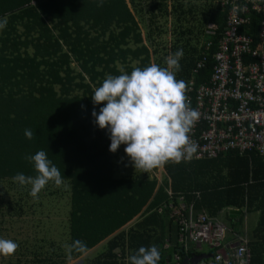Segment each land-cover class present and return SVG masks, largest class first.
<instances>
[{"label":"trees","instance_id":"trees-1","mask_svg":"<svg viewBox=\"0 0 264 264\" xmlns=\"http://www.w3.org/2000/svg\"><path fill=\"white\" fill-rule=\"evenodd\" d=\"M140 1L129 0L137 14L144 11ZM10 2L0 0V19L7 20L6 28L0 30V238L14 240L19 248L9 258L1 256L3 264H69L80 259L82 264H130L129 257L141 246L151 245L161 252L159 264H174V255L181 264L202 253L190 246L184 253L177 243V220L187 217L190 207L191 215L203 212L213 219L227 208L234 216L258 212L257 241L252 239L247 249L250 264H264V155L229 151L212 158L170 162L161 167L158 179L156 173L131 172L134 167L126 166L125 145L110 152V134L92 116L103 105H94L91 96L107 75L130 74L152 63L166 67V57L181 48L184 55L176 78L187 85L192 80L196 86L208 83L227 8L219 0H154L145 11L148 18L142 20L149 28L143 40L140 23L126 0H103L102 7L97 6L99 0H47L46 17L51 24L43 22V15L29 21L24 16L30 9L12 13L16 10L6 5ZM157 14L169 18L172 31L166 36L164 29L159 30ZM263 19L250 14L244 33L253 36L255 43ZM164 36L167 42L162 47ZM205 57L204 67L197 70ZM25 129L32 130L34 139L25 137ZM39 150L60 170L64 184L56 187L49 182L39 199H33L31 186H21L13 177L36 175L24 157ZM122 165L124 171H120ZM67 196L66 220H59L62 227L56 230L60 238L47 240L38 231L45 223L43 209H47V221L52 215L49 222L54 233V217H60L53 209ZM35 216L36 222L29 226ZM234 216H227L231 231L242 220L233 222ZM76 240L86 243V254L69 253L67 246ZM236 244L210 251L213 256L225 255ZM96 250L92 259L84 261Z\"/></svg>","mask_w":264,"mask_h":264},{"label":"clouds","instance_id":"clouds-1","mask_svg":"<svg viewBox=\"0 0 264 264\" xmlns=\"http://www.w3.org/2000/svg\"><path fill=\"white\" fill-rule=\"evenodd\" d=\"M97 6L102 7L103 0ZM6 26L7 20L0 19V30ZM183 55L181 48L166 57V67L152 63L144 68L136 67L130 74H109L91 96L94 105H103L99 113L94 109L92 116L95 124L110 134L109 151L115 153L125 145V154L140 173H150L170 162L191 160L197 152L198 145L191 134L200 113L191 107L187 82L176 78ZM24 134L27 139H34L32 130L25 129ZM24 159L33 164L36 175L17 173L13 181L21 186L30 185L33 199H39L38 194L49 182L56 187L64 184L60 170L44 150ZM18 248L14 240L0 238V256L9 258ZM67 248L69 253H87V245L81 240ZM160 260L161 252L156 245L141 246L129 257L130 264H159Z\"/></svg>","mask_w":264,"mask_h":264},{"label":"built area","instance_id":"built-area-1","mask_svg":"<svg viewBox=\"0 0 264 264\" xmlns=\"http://www.w3.org/2000/svg\"><path fill=\"white\" fill-rule=\"evenodd\" d=\"M219 1L227 13L221 40L212 56L210 80L199 86L193 80L188 84L191 107L200 113L191 134L198 145L191 159L212 158L229 151L264 155V19L259 24L257 43L253 36L244 33L250 14L264 16V0ZM208 28L216 29L213 25ZM210 47L208 44L206 49ZM205 61L206 57L197 70L204 67ZM180 206L186 208L182 202ZM190 208L187 217L177 220L178 245L184 253L188 246L195 253H201L203 248H219L225 226L203 212L193 217ZM173 215L177 216V211ZM172 259L174 264H180L177 255ZM250 261L247 243L240 240L232 251L225 255L216 252L212 260L201 264H250Z\"/></svg>","mask_w":264,"mask_h":264},{"label":"crops","instance_id":"crops-1","mask_svg":"<svg viewBox=\"0 0 264 264\" xmlns=\"http://www.w3.org/2000/svg\"><path fill=\"white\" fill-rule=\"evenodd\" d=\"M152 1H154V0H150V1L141 0L140 2L142 3V6H143L142 9H144V11H143V13L137 14L133 11L131 5L129 4V0H126L127 5L129 7L130 11L132 12L135 20L138 23H140V27H141V24H144V22L142 20H146L149 16V15H146L145 11H147L148 8L151 6V3H153ZM4 4H6V3H3L1 5L3 6ZM6 5L12 6V10H16V11H13L12 13H15V14H20V13H22V11L30 9V10H28L29 11L28 16H24L29 21H30V18L35 17V15H37V16L43 15L42 19H43V22H45V24H51L52 23L46 17L47 16V0H29L26 3L19 2L16 0H11L10 4H6ZM40 8H41V11H40ZM25 18L23 20H19L18 22L19 23L23 22L25 20ZM157 172H158L157 178L159 179L160 175L162 173V168L161 167L159 169L157 168ZM198 213H195L193 215V217H196ZM231 213H233L231 208L224 209L219 213V215L217 216V218L215 220L220 222V223H221V221L227 222V221H229V219H228L229 216H234ZM234 217L235 218H234L233 222H235L236 220H238L242 217L241 222L238 224V229H235L234 231H231L230 223H229V225H224L223 223H221L225 226V229H226L224 238L221 241V246H220L221 250L225 249L226 246H228L229 248H232L234 246V244H236L240 240H244L248 244L251 242L252 239H256V241H257L256 230L258 227L257 225L259 224V221H260V217H259L258 212L253 211L251 213L246 214V212L242 211L241 216L238 213V214H235ZM249 218H250V220H249ZM246 221H247V223H249L248 227L245 226ZM244 222H245V225H244ZM227 224H228V222H227ZM239 226L242 227V230H240ZM200 255H206L207 256V255H213V254L211 253L210 249L203 248L202 253ZM81 262H82V260H81ZM0 264H3L1 256H0Z\"/></svg>","mask_w":264,"mask_h":264},{"label":"rangeland","instance_id":"rangeland-1","mask_svg":"<svg viewBox=\"0 0 264 264\" xmlns=\"http://www.w3.org/2000/svg\"><path fill=\"white\" fill-rule=\"evenodd\" d=\"M197 4H201V3H197ZM157 16V23H158V27H159V30H162V29H164V32H165V36H166V34L167 33H169L170 31H172V27H171V24L169 23V18L168 17H166L167 19L165 20L161 15H159V14H157L156 15ZM168 21V22H167ZM169 23V24H168ZM147 30H149V28H148V24H141V27H140V32H141V36H142V39L144 40L145 38H146V35L148 34V32H147ZM150 31H153L152 30V27L150 28ZM152 36L153 37H155L156 36V33L154 32H152ZM162 37V41H163V44H162V47H163V45L164 44H166V42H167V37ZM159 39H161V38H159ZM145 44V43H144ZM146 45V44H145ZM128 158V157H127ZM128 160H129V158H128ZM127 167H129V168H131V167H133L132 166V164L130 163V161H129V163H127V165H126ZM119 168H121V170L120 171H124L125 170V166H120ZM159 169V168H158ZM133 171V173L135 172L136 173V171L137 172H139V170H136L135 171V169L133 168V170H131V172ZM157 172V169H154L152 172H150V174L152 173V174H154V173H156ZM156 177H158V172L156 173ZM61 201V203H58V204H56L55 206L56 207H54V212H55V215H58L60 218H58L57 220H56V218L54 217V222H55V224L57 225V227H55V232L54 233H52V231H51V229H50V219H51V214L49 213V216H48V218H49V221H47V209H43L44 210V212H43V214H42V216H41V218L44 220V224H40V227H39V229H38V231H41L39 234H41L40 236H43V237H46L45 239H52V240H55L56 239V237H58V240H59V238H60V236H56V234L58 233V232H56V230L58 229V226L59 227H62V225H61V223H60V221L59 220H61V219H65L66 220V216H67V212H68V209H69V203H68V196H67V200L65 199V197H62V199L60 200ZM53 204H55L57 201H51ZM59 202V201H58ZM66 204H67V207H66ZM44 205H46V207H47V201L46 200H44ZM45 208V207H44ZM31 217H29V218H26V220H29ZM34 219H35V221L34 222H32L33 221V219H32V221L31 222H28V225L29 226H31L33 223H35L36 222V220H37V216H35V217H33ZM18 220H20V219H18ZM249 220H250V218H249ZM132 222H134V220L132 221ZM227 222H228V224H227ZM227 222H222L221 221V223H223L224 225H229V221H227ZM244 225H245V222H244ZM44 226V230L42 231V227ZM246 227H248L249 226V223H247V221H246V225H245ZM240 227V226H239ZM240 230H242V227H240ZM48 231H50V233H51V236H50V234L48 233ZM61 232V231H60ZM59 232V233H60ZM44 233H47V235H45ZM57 240V241H58ZM98 249H101V248H98ZM99 250H96L95 252H90L87 256H85V259H84V261L86 260V259H92V256L95 254H97V252H98ZM69 264H82V262H81V259L80 260H75V261H72V262H70Z\"/></svg>","mask_w":264,"mask_h":264},{"label":"water","instance_id":"water-1","mask_svg":"<svg viewBox=\"0 0 264 264\" xmlns=\"http://www.w3.org/2000/svg\"><path fill=\"white\" fill-rule=\"evenodd\" d=\"M213 255H198L191 258H185L181 264H200L202 261L209 260Z\"/></svg>","mask_w":264,"mask_h":264}]
</instances>
